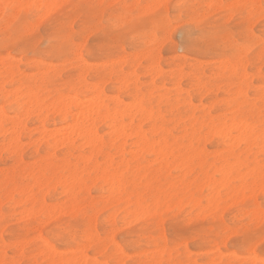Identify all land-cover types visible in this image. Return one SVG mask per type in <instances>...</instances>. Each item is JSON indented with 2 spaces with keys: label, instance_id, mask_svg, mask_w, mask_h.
Wrapping results in <instances>:
<instances>
[{
  "label": "rangeland",
  "instance_id": "obj_1",
  "mask_svg": "<svg viewBox=\"0 0 264 264\" xmlns=\"http://www.w3.org/2000/svg\"><path fill=\"white\" fill-rule=\"evenodd\" d=\"M12 1L0 0V7H3V12L0 9V14L3 13L0 16V109L8 114V118L10 116L9 119H15L16 116L21 117L24 109H29L28 99L31 101L37 97V103L42 101L39 106L42 104L44 110L42 118L35 115L22 118L24 132L20 136V145L26 143L19 145L20 152L17 150L14 153L9 149L11 152L7 153L9 150H4L11 135L1 131L0 259L4 262L0 264H18L20 260L24 264H84L82 259L86 260L85 264H224L245 258L249 250L244 233L252 224L259 231L264 206V143L259 140L258 145L249 147L240 139V145L230 152L227 147H230L228 142L233 143L232 140L220 138L221 134L213 132L212 128L219 127L223 121L228 127L229 121L231 124L232 121L242 120L250 127L252 125L257 137L264 133L262 0H157V4L155 0H57L51 7L45 6L42 0ZM233 2L234 5L255 7H218L231 6ZM14 3L24 6L20 10V7H9L6 16L5 6ZM26 3H30L29 6H25ZM32 5L37 7H30ZM41 5L44 7H39ZM89 19L95 21V30L89 31L83 43L65 45L61 49L63 41L60 44L56 42L59 29L75 26L74 34L79 38L81 22ZM18 20L20 26L31 29L38 37L32 44H21L12 38L17 31ZM102 21L121 23L118 29L111 27L106 32ZM220 25H226L233 37L227 44L223 41L210 42L213 30ZM109 32L118 34L110 35ZM103 83L106 84L103 86ZM94 86L97 91L90 90ZM33 90V94L37 95L32 98L29 92ZM238 91L244 94H238ZM11 92L15 93L14 96ZM95 92L103 97L111 110L116 108V97L124 106L133 107L141 102L139 106L148 112H145L148 116L137 113L134 119L137 127H130L131 120L124 117L125 138L113 134L110 123L98 120L95 127L102 146L97 145L102 148L97 150L99 147L96 146L94 149L99 152H94L93 147L91 151V145L80 147L84 140L78 138V133L74 135L78 141L75 148L51 149L47 139L43 140L42 129L45 128L43 130L47 133L56 129L66 133L65 129L61 131L58 127L65 128L67 125L62 116L49 109L51 103L54 109L56 100L66 95L70 97L65 96L67 99H64H69L67 105L71 107V97L83 102L91 96L95 99L94 96L98 95ZM73 112L78 110L73 108ZM139 127L146 130H143V135L155 143L152 149V146L138 144L139 139L132 135ZM5 128L8 126L5 125ZM232 129L228 130L229 135L237 139L238 130ZM164 130L167 133H163ZM225 130L224 133L228 134L227 128ZM163 139L165 144L157 146ZM158 147L159 150L163 148V155L156 151ZM90 151L96 156L91 153L93 159L85 165L80 157H89ZM240 152L244 154L238 164L240 166L236 169L237 165H233L235 170L229 174V179H225L219 173L221 168L226 161L231 162L229 164L235 162L228 155ZM106 157L107 160L104 159ZM155 158L157 160L153 162ZM68 162L72 166L65 169L63 165L66 167ZM46 164L49 167L45 168ZM92 164H97L99 168L112 165L108 170L111 174L117 173L121 186L119 193L113 195L109 185L111 178H105L101 176V171L91 169ZM72 167L77 173L71 172ZM66 174L72 177L75 174L73 179L77 177L74 181L70 177L65 178ZM69 179L74 183L79 181L80 185L71 182L73 184L69 187ZM224 179L226 182L223 183ZM30 210L31 214L28 213ZM224 230H231V235L222 243H217L215 238ZM45 246L60 251V258H44L48 252ZM220 252L226 257L219 258L217 255ZM255 256L264 257V247H260L259 240ZM154 258L160 260L157 262ZM65 259L69 261L65 262Z\"/></svg>",
  "mask_w": 264,
  "mask_h": 264
},
{
  "label": "bare ground",
  "instance_id": "obj_2",
  "mask_svg": "<svg viewBox=\"0 0 264 264\" xmlns=\"http://www.w3.org/2000/svg\"><path fill=\"white\" fill-rule=\"evenodd\" d=\"M7 1V0H6ZM11 1V0H10ZM13 1H15V0H13ZM12 1V2H13ZM19 1V0H18ZM18 1H15V2H18ZM21 1V0H20ZM28 1V0H27ZM33 1V0H32ZM43 2H44V4H45V6H52L51 4H54L57 0H42ZM117 1V0H116ZM139 1V0H138ZM157 0H155V2H156ZM245 1V0H244ZM249 1H251V0H249ZM154 2V1H153ZM158 2V1H157ZM157 2L155 3V4H157ZM6 3V2H5ZM9 3V2H8ZM234 3L235 2H233V5H234ZM15 4V3H14ZM27 4V5H26ZM25 4V6H29V4L28 3H26ZM32 4V3H31ZM56 4V3H55ZM131 4V3H130ZM138 4V3H137ZM159 4H161L160 2H159ZM15 5H18V4H15ZM150 5H152V4H150ZM236 5H237V3H236ZM1 6V5H0ZM22 6H24V5H22ZM158 6V5H157ZM207 6V5H206ZM209 6V5H208ZM120 7V6H119ZM155 7V6H154ZM3 8V7H2ZM2 8L0 7V9L2 10ZM22 7H20L19 8V10L21 9ZM130 8H132V7H130ZM135 8V7H134ZM13 9V8H12ZM55 9V8H54ZM18 11V10H17ZM36 11V10H35ZM48 12H49V10H47ZM218 11V10H217ZM2 12H3V10H2ZM1 12V14H3ZM14 12H16V10L14 11ZM44 12V11H43ZM148 13V12H147ZM215 13V12H214ZM0 14V16H2ZM46 14H48V13H46ZM42 15V14H41ZM59 15V14H58ZM46 16V15H45ZM45 16H44V18H45ZM48 16V15H47ZM4 19H6V18H4ZM8 19V18H7ZM42 19V18H41ZM258 20V19H257ZM3 21H5V20H3ZM8 21H9V19H8ZM11 21V20H10ZM34 22V21H33ZM39 23V22H38ZM73 23V22H72ZM227 23V22H226ZM255 23H256V21H255ZM254 25V24H253ZM7 26V25H6ZM36 26V25H35ZM71 26V25H70ZM195 27V26H194ZM3 28V27H2ZM71 28V27H70ZM250 30H251V28H250ZM250 32V31H249ZM251 33V32H250ZM88 37V36H87ZM86 37V38H87ZM151 42V41H150ZM145 44V43H144ZM148 44V43H147ZM161 44V43H160ZM149 45V44H148ZM163 45V44H162ZM84 46V45H83ZM78 47V46H77ZM79 49V48H78ZM81 50V49H80ZM161 50V49H160ZM159 51V50H158ZM247 52V51H246ZM159 54V53H158ZM245 55V54H244ZM87 57V56H86ZM146 57V56H145ZM239 58V57H238ZM123 59H125V57L123 58ZM10 60V59H9ZM120 60V59H119ZM158 61V60H157ZM246 61V60H245ZM20 62V61H19ZM114 62H115V60H114ZM113 62V63H114ZM215 62V61H214ZM11 63V62H10ZM82 63H84V62H82ZM138 63V62H137ZM241 63V62H240ZM60 64V63H59ZM97 64V63H96ZM77 65V64H76ZM124 65V64H123ZM137 65V64H136ZM224 65V64H223ZM241 65V64H240ZM225 66V65H224ZM223 66V68H225ZM228 66V65H227ZM73 67V66H72ZM155 68H156V66H155ZM154 68V69H155ZM234 68V67H233ZM121 69V68H120ZM153 69V70H154ZM175 69V68H174ZM156 71H157V69H155ZM217 70V69H216ZM48 71V70H47ZM133 71V70H132ZM178 71V74H180L179 73V70H177ZM37 72V71H36ZM39 72V71H38ZM152 72V71H151ZM158 72V71H157ZM17 73V72H16ZM40 73H41V71H40ZM128 73V72H127ZM132 73H135V72H132ZM155 73V75H156V72H154ZM160 73V72H159ZM188 73V72H187ZM12 74V72H10V75ZM87 74V73H86ZM129 74V73H128ZM147 74V73H146ZM4 75H6V73L4 74ZM29 75V74H28ZM37 75V74H36ZM39 75H43V74H39ZM38 75V76H39ZM159 75V74H158ZM216 75V74H215ZM30 76V75H29ZM132 76V75H131ZM10 78H11V76H9ZM247 77V76H246ZM10 78H8V79H10ZM36 78V77H35ZM42 78V77H41ZM129 78V77H128ZM152 78V77H151ZM155 78V77H154ZM8 79H6V81L8 80ZM116 79V78H115ZM134 79V78H133ZM36 80V79H35ZM41 80V79H40ZM242 80V79H241ZM39 81V80H38ZM117 81V80H116ZM132 81V80H131ZM109 82V81H108ZM107 82V83H108ZM123 82V81H122ZM121 82V83H122ZM126 82V81H125ZM130 82V81H129ZM238 82V81H237ZM5 83V82H4ZM120 83V82H119ZM251 83V82H250ZM104 84H106V83H103V86H104ZM126 84V83H125ZM121 85H123V84H121ZM96 86V85H95ZM94 86V88H90V90H95V91H97V88ZM178 86V85H177ZM22 87V86H21ZM70 87V86H69ZM86 87V86H85ZM98 87V86H97ZM156 87H158V86H156ZM163 87V86H162ZM246 87V86H245ZM258 87V86H257ZM261 87V86H260ZM19 88V87H18ZM18 88H17V90H18ZM101 88V87H100ZM103 88V87H102ZM172 88V87H171ZM174 88V87H173ZM217 88V87H216ZM248 89V88H247ZM15 90V89H14ZM16 90V94H17V91ZM36 90V89H35ZM35 90H33V91H31V92H29V94L30 93H32L31 95H32V98H33V95H37V94H33L34 93V91ZM202 90V89H201ZM4 91H5V89H4ZM11 91V90H10ZM199 91V90H198ZM236 91V90H235ZM241 91V90H240ZM14 92V91H13ZM43 92V91H42ZM242 92V91H241ZM241 92H239L238 91V94L240 93V94H244V93H241ZM244 92V91H243ZM36 93V92H35ZM41 93V92H40ZM40 93L38 94V95H40ZM96 93V92H95ZM94 93V95H96V94H98V93H96L95 94ZM10 94H12V92L10 93ZM9 94V95H10ZM13 94H15V93H13ZM12 94V95H13ZM19 94H21L20 92H19ZM22 94H25V92L23 93L22 92ZM27 95V94H26ZM156 95V94H155ZM236 95H237V92H236ZM235 94H234V97L236 96ZM14 96V95H13ZM16 96V95H15ZM20 96V95H19ZM35 96H34V98H35ZM66 95H64V97L63 98H61V97H59L60 99H58L57 97V99L58 100H56V101H58L55 105H53V107H54V109L52 108V103H51V108L49 107V109H51V111L53 112H56V114H58L60 117L62 116V118H63V121L65 122V123H67V125L65 126V128H63L64 126H61V127H58V128H60L61 129V131H63V129H65L66 130V133H65V131H63L62 133H60V131H59V129H56V131H52V128H51V131L52 132H50V133H47V132H45L44 130H45V128H43L42 129V132L44 133V136H43V140H45V139H47V141H46V143L48 144V146L51 148V149H53V150H56V149H58L59 147H63V148H66V149H72V148H75L76 147V139L74 138V135L76 136V134L78 133V138H82V140H84L83 142H84V144H82V145H79L80 147H87V146H90L91 145V151H93L92 150V147H93V149L94 148H96V146H102V145H100V143H101V141L102 140H100L101 138H99L98 137V135H97V131H96V127H95V123L98 121V120H100V121H102V122H108V123H110L109 125H110V129H112L113 130V134H118L119 136H117V137H119V138H121V136L123 137V138H125L126 137V132L124 133V126H123V118L124 117H127V118H129L130 120H131V123H130V127H133V126H135L134 125V119H135V116H136V114L137 113H143L142 115H145L146 113H148L147 111H145L144 110V108L143 107H141L140 108V106H139V104L141 103H138L136 106L134 105L133 107H130L129 105H127V106H129V107H127V106H124L121 102H119L118 100H117V97H116V108L114 109V110H111V108L108 106V105H106V103H105V100H103V97L101 96V95H96V96H94V97H96L95 99H92L91 97V99L92 100H96V102H91L92 100H90V98L89 99H87V100H85L84 99V103L83 102H81L79 99H76V97L75 98H73L72 99V97H71V100H72V102H70L71 104H70V106L71 107H69L68 105H67V103L69 102L68 100H66L68 97H70V96H66ZM93 97V98H94ZM144 98H145V96H143ZM237 97V96H236ZM238 97H239V95H238ZM13 98V97H12ZM28 98V97H27ZM26 98V99H27ZM44 98V97H43ZM64 98H66V99H64ZM137 98V97H136ZM176 98V97H175ZM190 98V97H189ZM253 98V97H252ZM20 99V98H19ZM26 99L24 100V101H26ZM42 99V98H41ZM40 99V100H41ZM45 99V98H44ZM111 99H112V97H111ZM114 99V98H113ZM131 99V98H130ZM168 99V98H167ZM245 99V98H244ZM14 100H17V98L16 97H14ZM31 100V99H30ZM39 100V99H38ZM43 100V99H42ZM46 100V99H45ZM64 100H66V103L64 102ZM138 100H139V98H138ZM140 100H141V98H140ZM55 101V102H56ZM87 101V103H85ZM225 101V100H224ZM227 101V100H226ZM13 102V101H12ZM28 102H29V109L27 110V108H26V110L24 109V113L22 112L21 113V117L20 116H16V118L14 119H9L10 118V116H9V118H8V114L6 115V113L2 110V109H0V135L2 134V133H6V134H10L11 135V140L9 141V143H5L6 145H8L7 146V148H5L6 147V145H4V150L5 149H10L12 152H16L17 150L20 152V146L21 145H23V144H25L26 142H24L23 144H21L20 145V136H21V134L24 132V125H23V120H22V118H24L25 116H26V118H27V116L29 115V117H30V115H35V116H38L39 118H42V112H43V107H42V104L39 106V102L40 103H42V101H39L38 103H37V97L35 98V99H32L31 101H29V99H28ZM123 102V101H122ZM255 102V101H254ZM7 103H9V101L7 102ZM27 103V102H26ZM54 103V102H53ZM129 103V102H128ZM127 103V104H128ZM134 103H136V100H135V102ZM189 103V102H188ZM247 103V102H246ZM6 104V103H5ZM44 104V103H43ZM50 104V103H49ZM130 104V103H129ZM238 104V103H237ZM242 104V103H241ZM240 104V105H241ZM27 105H28V103H27ZM133 104H131V106H132ZM147 105V104H146ZM168 105V104H167ZM206 106V105H205ZM205 106H203V107H205ZM19 107V106H18ZM134 107H136L135 108V110H134ZM137 107H139V108H137ZM73 108H75V109H77L78 110V112L77 113H74L73 112ZM133 108V109H132ZM194 108V107H193ZM262 109V108H261ZM196 110V109H195ZM234 110V109H233ZM49 111V110H48ZM228 111V110H227ZM50 112V111H49ZM49 112H47V113H49ZM51 112V113H52ZM146 112V113H145ZM221 112V111H220ZM226 112V111H225ZM46 113V112H45ZM44 113V114H45ZM151 113V112H150ZM164 113V112H163ZM230 113H231V111H230ZM250 114V113H249ZM259 114V113H258ZM166 115V114H165ZM222 115V114H221ZM220 115V117L222 118V116ZM14 116V115H13ZM145 116H148L147 114L145 115ZM46 117V116H45ZM151 117V116H150ZM178 117V116H177ZM264 117V116H263ZM37 118V117H36ZM235 118V117H234ZM25 119V118H24ZM148 119V118H147ZM157 119V118H156ZM232 119H233V116H232ZM184 120V119H183ZM186 120V119H185ZM263 120V119H262ZM45 121H46V119L45 120H43V122L42 123H45ZM70 121H72V122H70ZM140 121V120H139ZM223 121V120H222ZM224 122V121H223ZM223 122H221L220 123V125H219V127L218 126H216V127H214L213 126V128H212V131L214 130V131H217V134H221L220 135V138H221V136L222 137H224V138H228L229 139V141L230 140H232V142L233 143H231L230 144V142H228V144L230 145V147H227V148H229L228 150L230 151V152H232V150L233 149H235L236 147H238L239 145H240V141H238V140H240L241 139V141H245L246 143H247V146L249 145V147H251V146H256V145H258V141L260 140V141H262V143H264V133H262V134H260V133H258V134H260L261 136H256L255 134H254V131H252L253 130V127H252V125H251V127L247 124V123H245V122H243L242 120H237V121H232V123H233V125H231V124H229L230 123V121H229V123H228V127L226 126V124L225 123H223ZM128 123V122H127ZM140 123V122H139ZM138 123V124H139ZM100 124H102V123H100ZM126 124V123H125ZM142 124V123H141ZM183 124V123H182ZM191 125H192V123H190ZM5 125H7L8 126V128H5ZM43 125V124H42ZM99 125V124H98ZM231 127H230V126ZM106 126V125H105ZM129 126V125H128ZM139 126H140V124H139ZM135 127H137V126H135ZM158 127V126H157ZM195 127V126H194ZM193 127V128H194ZM202 127H205V126H202ZM211 127V126H210ZM209 127V128H210ZM263 127V126H262ZM126 128V127H125ZM227 128V133L228 134H225L224 133V131H226L225 129ZM231 128H233V129H235V130H238V136L239 137H237V139H235V137H233V135L232 134H230L229 135V131L228 130H230ZM27 129V128H26ZM29 129V128H28ZM136 129L137 128H135L134 129V132H133V134L132 135H134V136H137V138L139 139V141H137L138 142V144H140V145H143V146H146L147 145V147H148V145H149V147H151V149L153 148V146L155 145V143H151L150 142V140L146 137V135L144 134L143 135V130L141 129V127H139L138 128V130L136 131ZM149 129H150V127H149ZM160 129V128H159ZM233 129H232V131H233ZM31 130V129H30ZM41 129H39V131H40ZM67 130L69 131V132H67ZM148 130V129H147ZM152 130V129H151ZM155 130H156V127H155ZM155 130H154V132H155ZM161 131L163 130L162 129V127H161V129H160ZM159 130V131H160ZM234 130V131H235ZM1 131H2V133H1ZM4 131V132H3ZM27 131V130H26ZM145 132H146V130H144ZM158 131V130H157ZM161 131H160V133H161ZM167 131V130H166ZM193 131V130H192ZM213 131V132H214ZM239 131H240V133H239ZM29 132V131H28ZM102 132V131H101ZM142 132V133H141ZM144 132V133H145ZM196 132V131H195ZM4 133V134H5ZM157 133V132H156ZM163 133H167V132H165V130L163 131ZM183 133V132H182ZM3 134V135H4ZM5 134V135H6ZM154 134V133H153ZM196 134V133H195ZM257 134V135H258ZM132 135H130V136H132ZM166 135V134H165ZM168 135V134H167ZM191 135V134H190ZM114 136V135H113ZM112 136V137H113ZM116 136V135H115ZM125 136V137H124ZM230 136V137H229ZM128 137V136H127ZM161 137V136H160ZM164 137V136H163ZM177 137V136H176ZM204 137H205V135H204ZM218 137V136H217ZM41 138V137H40ZM114 138V137H113ZM116 138V137H115ZM133 138V137H132ZM159 138V137H158ZM200 138H201V136H200ZM223 138V139H224ZM38 139V138H37ZM42 139V138H41ZM199 139V138H198ZM222 139V140H223ZM33 140H34V138H33ZM33 140H31V141H33ZM43 140H41V142L43 141ZM116 140H118V138L116 139ZM129 140V139H128ZM225 140V139H224ZM36 141V143H37V140H35ZM110 141V140H109ZM30 142V141H29ZM34 142V141H33ZM78 142V141H77ZM35 143V142H34ZM40 143V142H39ZM82 143V142H81ZM110 143H111V141H110ZM124 143V142H123ZM136 143V142H135ZM157 143V142H156ZM98 144V145H97ZM120 144V143H119ZM134 144V143H133ZM137 144V143H136ZM137 144V145H138ZM165 144V139H163V140H161V142L159 141V143H158V145L157 146H161V145H164ZM187 144V143H186ZM206 144V143H205ZM224 144H226V143H224ZM20 145V146H19ZM203 145H204V143H203ZM227 145V144H226ZM3 146V145H2ZM28 146H30V145H28ZM98 146V147H99ZM104 146V145H103ZM119 146V145H118ZM121 146H122V141H121ZM125 146V145H124ZM123 146V147H124ZM192 146V144L190 145V147ZM97 147V148H98ZM137 147V146H136ZM248 147V148H249ZM82 148H80V149H82ZM100 148H102V147H99L97 150H99ZM138 148V147H137ZM139 148H140V146H139ZM162 148V147H161ZM161 148H160V150H159V147L157 148L158 150H156L158 153H165V152H163L162 150H163V148H162V150H161ZM166 148V147H165ZM192 148H194V147H192ZM119 149H120V147H119ZM121 149H124V148H122L121 147ZM143 150H144V148H142ZM149 149V148H148ZM148 149H147V151H148ZM167 149V148H166ZM206 149V148H205ZM2 150H3V148H2ZM7 151V153H10L11 151ZM74 150V149H73ZM87 150V149H86ZM94 150H96V149H94ZM94 151V152H99V151ZM127 150V149H126ZM129 150V149H128ZM138 150V149H137ZM201 150H203V149H201ZM90 151V153H89V157H86V156H82V154H80L82 157H80V158H82V160L84 161V163L83 164H87L89 161H91V159H93V156L95 155V153L94 152H91ZM228 151V152H229ZM68 154H69V151H66ZM107 152V151H106ZM121 152V151H120ZM127 152V151H126ZM140 153L142 152L141 150L139 151ZM218 152H220L219 150H218ZM229 152V153H230ZM250 152H252V151H250ZM54 153V152H53ZM53 153H51V154H53ZM91 153L93 154L94 153V155L92 156L91 155ZM128 153V152H127ZM153 153V152H152ZM161 153V154H162ZM198 153V152H197ZM200 153V152H199ZM12 154V153H11ZM49 153H47V155H48ZM97 154V153H96ZM129 154V153H128ZM138 154V153H137ZM154 154H156V153H154ZM162 154V155H163ZM167 154V153H166ZM166 154H165V156H166ZM194 154V153H193ZM17 155V154H16ZM15 155V156H16ZM50 155V154H49ZM67 155V154H66ZM72 155V154H71ZM99 155V154H98ZM108 155V154H107ZM116 155V154H115ZM169 155V154H168ZM189 155V154H188ZM244 154H243V152H240V153H238V154H233L232 153V155H228V156H231V157H233V159L235 160V162L234 163H232V164H229V163H231V162H228L227 163V161H226V164H225V166L223 167V168H221V170H220V174L222 175H224L226 178L225 179H229L228 178V176H229V174L232 172V170L234 169V167H233V165L235 166V165H237L236 166V169L238 168V166H240V165H238V164H240V161L242 162V156H243ZM0 156H1V152H0ZM44 156V155H43ZM51 156V155H50ZM53 156V155H52ZM96 156V155H95ZM158 156V155H157ZM165 156L163 157L164 158V160H166L165 159ZM186 156V155H185ZM191 156V155H190ZM198 156H199V154H198ZM256 156V155H255ZM108 157V156H107ZM107 157L106 158H104V159H106L107 160ZM122 157H123V155H122ZM172 157V156H171ZM194 157V156H193ZM242 157V158H241ZM20 158V157H19ZM111 158H113L112 156H111ZM161 158V157H160ZM186 158V157H185ZM204 158V157H203ZM226 158V157H225ZM240 158H241V160H240ZM244 158H246V157H244ZM21 159V158H20ZM19 159V160H20ZM110 159V158H109ZM109 159H108V161H109ZM122 159V158H121ZM128 159V158H127ZM127 159H126V161H127ZM162 159V158H161ZM192 159V158H191ZM247 159V158H246ZM69 160V159H68ZM81 160V161H82ZM112 160V159H111ZM110 160V161H111ZM124 160V159H123ZM134 160V159H133ZM156 158L154 159V161L153 162H156ZM163 160V159H162ZM217 160V159H216ZM255 160V159H254ZM258 160V159H257ZM71 161V160H70ZM77 161V160H76ZM96 161V160H95ZM95 161H93V162H95ZM108 161H106V162H108ZM159 161V160H158ZM183 161V160H182ZM203 161H204V159H203ZM218 161V160H217ZM247 161V160H246ZM256 161V160H255ZM19 162V161H18ZM66 162V161H65ZM102 162V161H101ZM105 162V165L107 164ZM179 162V161H178ZM50 163V162H49ZM62 163V162H61ZM100 163V162H99ZM109 163V162H108ZM152 164V162H149V164ZM17 164V163H16ZM43 164V163H42ZM148 164V163H147ZM175 164V163H174ZM177 164V163H176ZM175 164V165H176ZM264 164V163H263ZM50 166H51V163L49 164ZM49 165H47L46 164V166H44V165H42V166H44L45 168L46 167H49ZM53 165H55V164H53ZM93 165V164H92ZM95 165V164H94ZM93 165V167H91V169H93V170H95V169H97V170H99V172L101 171V173L103 174V175H101V173L100 174H97V175H101V176H104L105 178L106 177H108V178H111L110 179V181H108V184H109V182H110V188H111V192L113 193V195L114 194H117V193H119L120 192V189H121V186L118 184V180H117V173H113V174H111L110 172H109V170H108V168H111L112 167V165L111 164H109L108 165V168H105V167H101V168H99L100 166H97V164L94 166ZM142 165V164H141ZM141 165H139V167L141 166ZM187 165V164H186ZM67 166L68 167H70L71 168V166H70V162H68V163H66V167H65V164L63 165V167L66 169L67 168ZM76 166V165H75ZM118 165H116V167H117ZM128 165H126V167H127ZM148 166V165H147ZM185 166V165H184ZM219 166V165H218ZM244 166V165H243ZM258 166V165H257ZM260 166V165H259ZM54 167V166H53ZM107 167V166H106ZM115 167V166H114ZM135 167V166H134ZM158 167V166H157ZM207 167V166H206ZM205 167V168H206ZM75 168H77V167H75ZM83 168V167H82ZM81 168V169H82ZM105 168V169H104ZM181 168H182V166H181ZM251 168V167H250ZM254 168V167H253ZM10 169H12V168H10ZM91 169H90V172H91ZM102 169V170H101ZM170 169H172V168H170ZM32 170V169H31ZM58 170V169H57ZM70 170V169H69ZM87 170V169H86ZM85 170V172L87 173V171ZM97 170H96V172H97ZM217 170V169H216ZM219 170V169H218ZM235 170V169H234ZM36 171V170H35ZM75 171V172H74ZM77 171H82V170H78V168H77ZM124 171V170H123ZM155 171V170H154ZM198 171V170H197ZM71 172H73V173H77L76 172V169H74L73 167H72V169H71ZM89 172V173H90ZM120 172H121V169H120ZM199 172V171H198ZM246 172V171H245ZM43 173V172H42ZM79 173V172H78ZM82 173H83V171H82ZM81 173V174H82ZM122 173V172H121ZM207 173V172H206ZM118 174H120V173H118ZM141 174V173H140ZM144 174V173H143ZM146 174V173H145ZM184 174V173H183ZM198 174V173H197ZM199 174H200V172H199ZM215 174V173H214ZM5 175V174H4ZM23 175V174H22ZM67 175V174H66ZM71 175H72V173H71ZM79 175H80V173H79ZM142 175V174H141ZM61 177H62V175H60ZM63 176H65V175H63ZM74 176H75V174L73 175V177L72 176H66L65 178H68V177H70L71 179H73L74 178ZM157 176V175H156ZM183 176V175H182ZM224 176H223V178H224ZM240 176V175H239ZM242 176V175H241ZM41 177H43V175H41ZM77 177V176H76ZM76 177H75V179H76ZM96 177V176H95ZM2 178H4V177H2ZM59 178L60 177H58V182L60 183V181H59ZM78 178H79V176H78ZM97 178V177H96ZM95 178V179H96ZM99 179L101 178V177H98ZM183 178V177H182ZM62 179V178H61ZM64 179V178H63ZM75 179H73L74 181H75ZM156 179V178H155ZM219 179V178H218ZM224 179V181H223V183L224 182H226V180ZM48 180V179H47ZM78 180V179H77ZM85 180H86V178H85ZM208 180V179H207ZM217 180V179H216ZM34 181V180H33ZM57 181V180H56ZM63 181V180H62ZM69 181H70V179H69ZM68 181V182H69ZM74 181H70L69 182V184H68V186L70 187L71 185L70 184H73L74 183ZM80 181H81V178H80ZM211 181V180H210ZM213 181V180H212ZM222 181H220V182H222ZM71 182H73V183H71ZM76 182H78V184H79V181H76ZM75 182V183H76ZM93 182H95V181H93ZM229 182V181H228ZM47 183V182H46ZM65 183H67V182H65ZM74 183V184H75ZM84 183V182H83ZM239 183V182H238ZM54 184V183H53ZM55 184H56V182H55ZM62 184H64L63 182H62ZM61 184V185H62ZM81 184H82V182H81ZM107 184V185H108ZM207 184H210V182L209 183H207ZM212 184V183H211ZM217 184H219V183H217ZM228 184V183H227ZM246 184V183H245ZM45 185V184H44ZM43 185V186H44ZM80 185V184H79ZM122 185V184H121ZM124 185V184H123ZM122 185V186H123ZM145 185V184H144ZM224 185V184H223ZM255 185V184H254ZM64 186H65V184H64ZM76 186V185H75ZM203 186V185H202ZM262 186H264V185H262ZM262 186H261V188H262ZM67 187V186H66ZM73 187V186H72ZM79 187V186H78ZM82 187V186H81ZM80 187V188H81ZM108 187V186H107ZM205 187V186H204ZM41 188V187H40ZM110 188L108 189V190H110ZM198 188V187H197ZM220 188V187H219ZM30 189V187L28 188V190ZM73 189V188H72ZM124 189V188H123ZM216 189H218L217 187H216ZM255 189V188H254ZM254 189H250L251 191H253ZM27 189H26V191H28ZM239 190V189H238ZM243 190V189H242ZM72 191V190H71ZM79 191V190H78ZM216 191H218V190H216ZM258 191V190H257ZM17 192V191H16ZM19 192V191H18ZM44 192V191H43ZM68 192L69 193H71L72 194V192H70L69 190H68ZM67 192V193H68ZM73 192H75V191H73ZM213 192H214V190H213ZM65 193V192H64ZM7 194V193H6ZM30 194H31V192H30ZM110 194V193H109ZM213 194H215V193H213ZM257 194V193H256ZM11 195H13V194H11ZM41 195V194H40ZM45 194H43L42 195V197L44 196ZM73 195V194H72ZM200 195V194H199ZM218 195V194H217ZM238 195V194H237ZM237 195H236V197H237ZM30 196V195H29ZM215 196V195H214ZM70 197H71V195H70ZM112 197V196H111ZM110 197V199H112ZM169 197V196H168ZM247 197V196H246ZM28 198V197H27ZM84 198V197H83ZM182 198V197H181ZM243 198V197H242ZM241 198V199H242ZM109 199V200H110ZM219 199V198H218ZM238 199V198H237ZM240 199V198H239ZM107 200V199H106ZM181 200V199H180ZM23 201V200H22ZM43 201V200H42ZM135 201V200H134ZM137 201V200H136ZM155 201H156V199H155ZM198 201V200H197ZM219 201V200H218ZM218 201H217V203H218ZM236 201V200H235ZM34 202V201H33ZM32 203V202H31ZM30 203V204H31ZM44 203V202H43ZM62 202H60V204H61ZM75 203V202H74ZM136 203V202H135ZM156 203V202H155ZM178 203V202H177ZM234 203V202H233ZM18 204V203H17ZM21 204V203H20ZM58 204V203H57ZM88 204V203H87ZM216 204V203H215ZM256 204V203H255ZM72 205V204H71ZM85 205V204H84ZM112 205V204H111ZM128 204H127V202H126V205L125 206H127ZM180 205V204H179ZM184 205H186V203L184 204ZM205 205H207V204H205ZM29 206V205H28ZM81 206V205H80ZM155 206V205H154ZM157 206V205H156ZM40 207V206H39ZM55 207V206H54ZM58 207V206H57ZM124 207V206H123ZM164 207H166V204H165V206ZM184 207V206H183ZM228 207V206H227ZM41 208V207H40ZM77 208V207H76ZM202 208H203V206H202ZM24 209V208H23ZM26 209H28V208H26ZM54 209V208H53ZM52 209V211L54 212V210ZM118 209V208H117ZM133 209V208H132ZM138 209H140V208H138ZM166 209V208H165ZM181 209H182V206H181ZM223 209V208H222ZM38 210H39V208H38ZM59 211H60V208L58 209ZM121 210H122V208H121ZM140 210H142V208L140 209ZM145 210V209H144ZM144 210L142 211V212H144ZM226 210V209H225ZM260 210L261 209H259V212L258 213H260ZM27 211V210H26ZM36 211V210H35ZM58 211V212H59ZM161 211V210H160ZM163 211V210H162ZM249 211V210H248ZM251 211V210H250ZM254 211V210H253ZM258 211V210H257ZM37 212V211H36ZM57 212V213H58ZM146 212V211H145ZM23 213V212H22ZM28 213L29 214H31V210L30 211H28ZM115 213V212H114ZM117 213H118V211H117ZM247 213V212H246ZM257 213V214H258ZM25 214H27L26 212H25ZM28 214V215H29ZM116 214V213H115ZM196 214V213H195ZM245 214V213H244ZM243 214V215H244ZM254 214V213H253ZM33 215V214H32ZM38 215V214H37ZM49 215V214H48ZM47 215V216H48ZM113 215V214H112ZM117 215V214H116ZM22 216V215H21ZM30 216V215H29ZM28 216V217H29ZM56 215H54V217H55ZM134 216H136V215H134ZM26 217V216H25ZM25 217H23V219L25 218ZM95 217V216H94ZM253 217V216H252ZM251 217V218H252ZM43 218V217H42ZM91 218H93V217H91ZM134 218V217H133ZM259 218V217H258ZM257 218V219H258ZM19 219H20V217H19ZM26 219V218H25ZM53 219V218H52ZM256 219V220H257ZM22 220V219H21ZM130 220V219H129ZM135 220V219H134ZM50 222V221H49ZM113 222V221H112ZM125 222V221H124ZM126 223V222H125ZM130 223H132V222H130ZM129 223V224H130ZM24 224V223H23ZM43 225V224H42ZM125 226H126V224H124ZM95 226V225H94ZM124 226V227H125ZM161 226V225H160ZM162 228V227H161ZM120 229V228H119ZM118 229V230H119ZM3 230V229H2ZM114 230V229H113ZM40 231V230H39ZM225 231V230H224ZM163 233V232H162ZM39 234V233H38ZM87 234V233H86ZM89 234V233H88ZM113 234V233H112ZM97 235V234H96ZM111 235V234H110ZM163 235V234H162ZM39 236V235H38ZM90 236H91V233H90ZM93 236V235H92ZM113 236V235H112ZM88 237V236H87ZM38 238V237H37ZM40 238V237H39ZM34 239H36V238H34ZM94 239H96V237L94 238ZM164 239V238H163ZM40 240V239H39ZM85 240V239H84ZM27 241V240H26ZM42 241V240H41ZM43 242V241H42ZM111 243V242H110ZM45 244V243H44ZM184 244V243H183ZM11 245V244H10ZM12 245H14V244H12ZM87 246V245H86ZM88 246H89V244H88ZM46 247V252H47V250H48V252L47 253H45L44 252V250L42 251V250H40V252L42 253H45L44 255H45V257L44 258H46V257H49L51 260H53L55 257H56V259H59L60 258V251H58V250H55V249H51L49 246H45ZM85 247V246H84ZM21 248V247H20ZM82 248H83V246H82ZM82 248H80L79 250H81ZM88 248V247H87ZM165 248V247H164ZM23 249V248H22ZM78 249V248H77ZM117 249V248H116ZM119 249V248H118ZM72 250V249H71ZM155 250V249H154ZM4 251V250H3ZM117 251V250H116ZM153 251V250H152ZM162 251L163 250H161V252L160 253H162ZM65 252V251H64ZM117 252H119V250L117 251ZM157 253H158V251H156ZM155 251H154V253H156ZM38 253V252H37ZM42 253V254H43ZM82 253V250H81V252H80V255H82L81 254ZM142 253V252H141ZM160 253H158V255L160 254ZM193 253V252H192ZM3 254H4V252H3ZM6 254V253H5ZM47 254H48V256H47ZM60 254V255H59ZM219 254V253H218ZM33 255V254H32ZM58 255H59V257H58ZM72 255H74V254H72ZM125 255V254H124ZM158 255H157V257H158ZM4 256V255H3ZM77 256V255H76ZM219 258H224V257H226V254H223V253H221L220 252V254L219 255H217ZM235 256V255H234ZM64 257V256H63ZM66 257V256H65ZM77 257H79V256H77ZM76 257V258H77ZM83 257H85V256H81V258H83ZM127 257V256H126ZM159 257H161V256H159ZM158 257V258H159ZM237 257V256H236ZM1 258V257H0ZM71 258V257H70ZM72 258H74V257H72ZM75 258V259H76ZM81 258H77V259H81ZM167 258V257H166ZM41 259V258H40ZM42 259H43V257H42ZM64 259V258H63ZM155 259V258H154ZM68 261H69V259H67ZM66 259L64 260L65 262L67 261ZM125 260V259H124ZM155 260H157V259H155ZM160 260V259H159ZM159 260H157V262L159 261ZM167 260V259H166ZM21 261V260H20ZM35 261V260H34ZM79 261V260H78ZM82 262H84V264H85V261L82 259L81 260ZM2 262H4V261H1V259H0V263H2ZM58 262H59V260H58ZM61 262V261H60ZM124 262V261H123ZM204 262V261H203ZM11 263H13V262H11ZM15 263V262H14ZM53 263V262H52ZM153 263H154V261H153ZM160 263V262H159ZM158 263V264H159ZM59 264V263H58ZM87 264V263H86ZM119 264H122V262L121 263H119Z\"/></svg>",
  "mask_w": 264,
  "mask_h": 264
},
{
  "label": "snow or ice",
  "instance_id": "obj_3",
  "mask_svg": "<svg viewBox=\"0 0 264 264\" xmlns=\"http://www.w3.org/2000/svg\"><path fill=\"white\" fill-rule=\"evenodd\" d=\"M9 7H23L22 5H12V6H5V15L8 14V8ZM30 7H37L35 5H32ZM43 8L44 6H39ZM79 7V6H77ZM208 7H217V5H209ZM218 7L221 8H248V7H255L253 5H218ZM261 16H264V0H262L261 5ZM82 29L80 32L79 38L74 34L75 32V26H73L72 29H69L67 27L60 28L58 31V35L56 37L57 44H60L61 41H63V44L60 45L61 49L65 45H74L76 43H83V38L88 36L89 31L95 30V21L94 20H87L82 21ZM102 23L105 24V31L108 32V29L111 27L119 28L120 21H114L112 24H109L108 22L102 21ZM110 35H117V32H109ZM13 39H15L18 43L21 44H32L38 37L35 36L31 29L20 26L19 20L17 22V31L14 33ZM233 37H231L229 33V29L226 25H220L216 29L213 30L211 34V43H216L223 41L225 44H227L229 41H231ZM7 43V40H6ZM262 173H264V169H262ZM231 235V230L229 231H222L219 236H217L216 242L222 243L224 239H227ZM245 240L248 245L249 254L242 259H235L232 261H226L224 264H264V257L257 258L255 256V248H256V242L259 240L260 247H264V206H262V212L260 216V227L259 231L257 232L255 230V225H249L248 231L244 233ZM18 264H24L23 261L18 262ZM38 264V262H37Z\"/></svg>",
  "mask_w": 264,
  "mask_h": 264
}]
</instances>
